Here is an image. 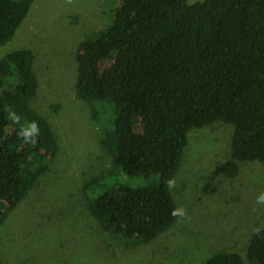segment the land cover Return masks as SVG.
Returning <instances> with one entry per match:
<instances>
[{"label": "trees", "instance_id": "1", "mask_svg": "<svg viewBox=\"0 0 264 264\" xmlns=\"http://www.w3.org/2000/svg\"><path fill=\"white\" fill-rule=\"evenodd\" d=\"M34 2L0 0V48ZM105 14L107 25L79 44L74 92L95 125L101 113L110 115L100 144L111 167L81 190L93 193L87 206L99 229L147 246L177 219L166 181L175 179L192 133L231 127L230 156L220 166L226 179L236 178L240 164L264 166V0H117ZM35 61L31 49L0 56V229L57 151L50 122L33 106ZM32 121L39 135L26 143L20 131ZM119 175L149 183L127 187ZM244 251L218 252L203 264H264V228Z\"/></svg>", "mask_w": 264, "mask_h": 264}, {"label": "rangeland", "instance_id": "2", "mask_svg": "<svg viewBox=\"0 0 264 264\" xmlns=\"http://www.w3.org/2000/svg\"><path fill=\"white\" fill-rule=\"evenodd\" d=\"M117 0H35L28 16L0 56L31 49L38 95L33 106L54 131L57 151L28 200L0 229L3 264H203L218 252L244 255L249 237L264 228V166L240 164L226 179L220 166L230 156L231 127L215 124L190 135L171 188L178 209L172 228L147 246L130 245L99 229L87 204L93 193L83 184L108 171L111 160L100 141L110 127L101 113L97 125L90 108L74 92L80 42L108 23L105 11ZM200 0H189L193 3ZM230 127V128H229ZM118 184L135 187L148 180ZM115 183V182H114ZM210 184L216 190L205 192Z\"/></svg>", "mask_w": 264, "mask_h": 264}, {"label": "clouds", "instance_id": "3", "mask_svg": "<svg viewBox=\"0 0 264 264\" xmlns=\"http://www.w3.org/2000/svg\"><path fill=\"white\" fill-rule=\"evenodd\" d=\"M9 118L13 123L20 124L21 118L17 116L14 112H9ZM20 135L23 137L24 141L35 143L36 137L39 135V128L35 121L29 122L26 126H22ZM169 189L175 187V180L168 179L166 181ZM257 204H264V193H262L259 197H257ZM172 215L176 217H186L187 213L184 209H174L172 211Z\"/></svg>", "mask_w": 264, "mask_h": 264}]
</instances>
